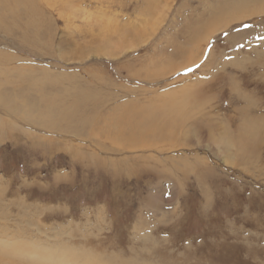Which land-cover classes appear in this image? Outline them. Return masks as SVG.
I'll use <instances>...</instances> for the list:
<instances>
[{"label": "rangeland", "instance_id": "1", "mask_svg": "<svg viewBox=\"0 0 264 264\" xmlns=\"http://www.w3.org/2000/svg\"><path fill=\"white\" fill-rule=\"evenodd\" d=\"M3 1L0 240L106 264H264V0ZM177 99L188 114L153 148L95 133L128 103ZM252 123L261 147L238 154L227 140Z\"/></svg>", "mask_w": 264, "mask_h": 264}, {"label": "bare ground", "instance_id": "2", "mask_svg": "<svg viewBox=\"0 0 264 264\" xmlns=\"http://www.w3.org/2000/svg\"><path fill=\"white\" fill-rule=\"evenodd\" d=\"M5 5L6 4L4 3V1L0 0V9ZM16 5H19V8H21L22 10H26V2L18 1ZM260 9L263 10L264 6ZM9 10L11 13H13V10L18 9L13 8L12 10ZM27 13L28 12H26V14ZM254 13V10L246 12L241 16V19H246ZM1 16L2 14H0V20L2 23L4 21L1 19ZM231 18L234 19L235 15ZM198 35L199 34H193L191 38L188 39V41H197ZM175 47L176 51H179L183 46L179 43H176ZM202 52L204 51L200 50L196 55L194 54V63L190 64V67L195 65V63L198 61L196 60V58H202ZM180 101L182 100H169L163 102V105L159 106L128 103L125 106L116 108L109 115L98 121L94 128L95 133L99 135L102 134L104 136L114 135L117 140H121L120 143L122 145L125 144V151L150 149L151 147L153 148L155 144H153L152 141L154 139V142H160L163 137L164 139L165 137H170L169 132L165 133L166 127H169V129L166 131L174 129L175 126H178L179 122H182V118H184L186 114H188V108L186 106V102H188V100H186V102L182 101L181 104H178V102ZM178 119L179 122H177ZM244 126L245 130L243 131V133L246 134L245 136L236 137L234 139L233 137H229L227 142L238 147V150H240L238 151V154L239 152L241 153L242 151L248 149L257 152L262 143V140L258 136V126L256 125V123H252L250 125L245 124ZM229 132L227 131L224 134L228 135ZM229 135L231 134L229 133ZM252 138H254L253 141L251 140ZM222 146L225 149H228V147H230V145L224 144ZM91 160L89 161V163L91 162ZM98 160L99 161L96 162L99 163L101 160ZM56 244L50 245L44 242L37 244L35 241L22 242L16 241L14 237L12 239L3 238L0 240V254H4L15 259H31L36 261L38 264H106L105 262H102V260H100V256L97 255L94 251L84 253L67 245L62 246L63 244L61 243Z\"/></svg>", "mask_w": 264, "mask_h": 264}, {"label": "snow or ice", "instance_id": "3", "mask_svg": "<svg viewBox=\"0 0 264 264\" xmlns=\"http://www.w3.org/2000/svg\"><path fill=\"white\" fill-rule=\"evenodd\" d=\"M188 71H192V69H188Z\"/></svg>", "mask_w": 264, "mask_h": 264}]
</instances>
